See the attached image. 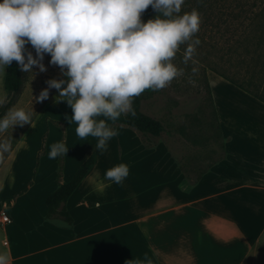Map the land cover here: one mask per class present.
Wrapping results in <instances>:
<instances>
[{"label":"crops","instance_id":"0c3cea01","mask_svg":"<svg viewBox=\"0 0 264 264\" xmlns=\"http://www.w3.org/2000/svg\"><path fill=\"white\" fill-rule=\"evenodd\" d=\"M5 74L0 70V107L8 96ZM207 79L225 157L183 190L184 176L167 149L145 147L125 114L107 121L118 132L107 150L94 151L96 138H80L77 124L61 115L72 110L54 102L56 90L0 168V211L11 218L0 224V252L8 264H125L145 254L154 264H264V102L213 70ZM28 86L34 91L25 111L44 87L40 79L28 81L14 108ZM48 120L65 124L61 183L95 158L65 203L70 226L46 219L47 196L59 185V157H48L51 132L62 139ZM119 163L129 166L128 177L106 180L105 171Z\"/></svg>","mask_w":264,"mask_h":264},{"label":"clouds","instance_id":"9594fccd","mask_svg":"<svg viewBox=\"0 0 264 264\" xmlns=\"http://www.w3.org/2000/svg\"><path fill=\"white\" fill-rule=\"evenodd\" d=\"M185 0H0V70L16 61L20 71L46 72L49 64L63 78L45 81L36 102H43L55 89L54 102L71 108L65 115L77 124L80 138H96L94 151L101 154L118 132L108 120L122 114L137 115L134 98L147 89L162 90L183 74L173 63L181 45L183 61L195 64L194 54L200 39L195 36L201 24L199 11L182 12ZM152 7L156 15L146 22L142 14ZM31 45L33 51L26 47ZM6 66V67H5ZM192 73L198 69L193 67ZM189 82H192L191 80ZM66 85V86H65ZM103 117V118H100ZM24 108L9 109L0 116V133L10 127L31 123ZM11 148L0 141V153ZM69 148L63 141L51 145L49 159H57ZM105 179L120 184L129 175V166L119 163L105 171ZM183 190L185 185H179ZM6 252H0V264H8ZM125 264H154L144 255Z\"/></svg>","mask_w":264,"mask_h":264},{"label":"rangeland","instance_id":"374dc122","mask_svg":"<svg viewBox=\"0 0 264 264\" xmlns=\"http://www.w3.org/2000/svg\"><path fill=\"white\" fill-rule=\"evenodd\" d=\"M210 1V4L214 6L220 4L219 0ZM221 4L230 7L231 10L237 7L233 10V13L237 15L240 12L241 17H237L236 21H234L235 26H237V22L238 24L242 22L246 16L247 18L255 17V14L260 9H263V13L261 12L260 15V23L254 27L252 26L253 34L247 36V39L244 36H229L234 30V28H231L230 21L219 25L221 23L220 14L216 9L211 8L207 14L210 16L209 24L213 27L217 24L219 26H217V31L221 29L223 33V31L228 29L229 32L227 33L226 31L224 36H221V33L215 35L213 32H208L205 36H202L205 30L202 27L204 19H202L201 15L200 29L195 34L201 41L194 54L195 64L192 61H189L187 65L184 63L183 49L186 45H181L173 58V63L178 69H183V74L174 78L164 89L157 91L147 89L139 96L141 98V112L159 121L163 126V130L158 136L146 135L139 132H137V135L142 144L147 148L162 145L167 149L174 163L179 167L184 176V188H189L193 185L203 173L210 170L215 163L225 157L223 151L224 140L218 132L213 106L210 101L207 71L216 68L244 85L248 90L264 95V69L261 67V61L257 59L261 51L255 45L256 37L264 36V0H226ZM182 7L187 8L186 12H190L193 8L196 9V2L195 0H188ZM231 10L228 9L225 12L227 13ZM148 19L142 14V20L146 22ZM208 34L211 36H207ZM237 39L243 40L239 49L240 51L236 54L226 53L225 48L227 49L228 46L237 47ZM26 47L32 50L33 55H35V50L32 49L30 44L26 45ZM223 47L225 51H223ZM245 47L249 48V55L244 53ZM223 52L227 54L224 60L221 59ZM242 56L246 57L244 62H241L239 59ZM252 57H254V61H252ZM49 60L50 55L46 54L43 61L47 67L46 72H39V69L34 66L36 75L35 73H24L26 82L40 79L43 81L44 89L47 87L46 80L50 78H63L60 76L59 68L50 65L48 63ZM193 67L198 69L195 74L191 71ZM190 80L192 82H189ZM33 91L34 87L28 86L16 108H24ZM55 91V89H51L47 100L35 102L31 109L27 111L31 114L32 118L47 104ZM61 115L63 117L65 115L70 117L72 112L69 115L67 111H63ZM47 123L50 126L61 129V141L63 140L64 142L66 134L64 122L48 120ZM28 124L23 126L16 125L13 128L10 127L8 131L0 133V141L6 140L11 144L9 152L0 153V168L13 151L16 142ZM125 128L129 129L126 126ZM56 138L57 131L53 130L49 142V151L51 145L56 143ZM35 143L38 144V139ZM78 155L81 156V152H78ZM105 156L109 164H111L114 158H112L110 153L105 154ZM3 170L5 171V169ZM57 173L58 160L56 175ZM56 181L59 183L58 179ZM53 220L62 221L59 217H55Z\"/></svg>","mask_w":264,"mask_h":264},{"label":"trees","instance_id":"16d2710c","mask_svg":"<svg viewBox=\"0 0 264 264\" xmlns=\"http://www.w3.org/2000/svg\"><path fill=\"white\" fill-rule=\"evenodd\" d=\"M187 1L188 0H185L186 3H187ZM222 1L225 2L226 0H219L218 2L220 4L218 3L219 5L214 6L213 4H210V2H211L210 0H195L196 9L199 11L200 15H202V19H204V23L202 24V27H203V30H205V32L203 33L202 36H205L206 33H208V32H213L215 35L217 33L218 34L221 33V36H224L226 31H227V33L229 32V30L227 29L226 31H223V33H222L221 29H219L217 31V26H218L217 24L214 27L209 24L210 16H208L207 14L209 13L211 8H214L217 10V12L220 14V17H221V19H220L221 23L219 25H221L223 23H227L230 21L231 28H234V30L230 33L229 36H244V38L247 39V36H251V34H253L252 28L255 25L260 23V15H261V12L263 13V9H260L255 14V17L253 16L252 18H247V16H246V18H244L242 22H240L239 24L237 22V26H235L234 21H236L237 17H239V16L241 17L240 12L237 15L234 14L233 10L237 7H235L233 10H231L230 7H226L225 5L221 4V3H224ZM236 1H238V0H236ZM228 9L231 11H228L226 13L225 11H227ZM186 11H187V8L182 7L181 14H183V12H186ZM242 11H244V10H242ZM143 14L146 18H149V19L153 18L156 15V13L153 11L151 6H149V8L146 9ZM220 20H219V22H220ZM251 29H252V32H251ZM207 36H211V35L208 34ZM242 42H243L242 39H237V47L233 48L232 46L231 47L228 46L227 49L225 48V50L227 51L226 53H228V54L238 53L240 51L239 49L242 45ZM255 42H256L255 45L261 51L259 53L257 59H259V61H261L260 62L261 67L264 69V36H257ZM225 50L223 47V51H225ZM226 53H224V52L222 53L221 59H223V60L225 59V57L227 56ZM244 53L249 55L250 50L248 47H245ZM239 59L241 62H244L246 60V57L242 56ZM252 61H254V57H252ZM212 70L215 73L222 76L223 78H225L226 80L236 84L241 89L250 93L251 95H253L257 99H259L260 101L264 102V95H262L261 93L248 90L244 85L238 83L236 80L231 78L229 75L222 73L221 71H219L216 68H214ZM26 83L27 82H26L25 77H24V72L20 71L16 61H12L11 65L6 67L4 87H5V90L8 92V96L0 107V116H3L9 109L14 108V106L17 104L21 94L23 93V90L25 88ZM207 85H208L209 94H210V101H211V105H212V95H211V91L209 88L208 80H207ZM133 107L135 108L137 115L135 117H132L129 114H125V124L127 125V127L131 128V129H133L139 133L146 134V135H148V134L153 135V136L160 135V133L163 130L162 124L159 121L154 120V119L146 116L145 114H143L141 112V98L139 96L134 98ZM214 117L216 118L215 113H214ZM217 129H218V127H217ZM63 159H64V155L59 157V159H58V173H57V179L59 181L58 188L54 192L49 194L47 196V199H46V206H47L46 219L52 220L55 217H59L65 224L70 226L73 224V219L71 218L70 214L68 213V211L65 207V203H66L67 199L69 198V196L73 193V191L77 188V186L81 183V181L89 173V171L91 170V168L93 167V165L95 163V158L90 157L77 170V172L75 173L73 178L68 183H61L60 182L61 173H62V169H63Z\"/></svg>","mask_w":264,"mask_h":264},{"label":"built area","instance_id":"2783aa9c","mask_svg":"<svg viewBox=\"0 0 264 264\" xmlns=\"http://www.w3.org/2000/svg\"><path fill=\"white\" fill-rule=\"evenodd\" d=\"M10 223H11V218H10L9 214L6 211L1 210L0 211V224L8 225Z\"/></svg>","mask_w":264,"mask_h":264}]
</instances>
